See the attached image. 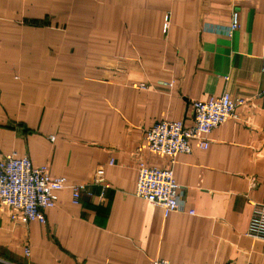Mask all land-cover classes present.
Here are the masks:
<instances>
[{"label":"crops","instance_id":"0c3cea01","mask_svg":"<svg viewBox=\"0 0 264 264\" xmlns=\"http://www.w3.org/2000/svg\"><path fill=\"white\" fill-rule=\"evenodd\" d=\"M263 58L264 0H0V156L68 184L45 223L0 210V264H264L246 233L264 202ZM223 92L247 102L206 148L171 164L144 146L155 122L188 126L193 101ZM141 161L172 167L182 210L134 195Z\"/></svg>","mask_w":264,"mask_h":264},{"label":"built area","instance_id":"2783aa9c","mask_svg":"<svg viewBox=\"0 0 264 264\" xmlns=\"http://www.w3.org/2000/svg\"><path fill=\"white\" fill-rule=\"evenodd\" d=\"M248 0H231L242 3ZM239 28L238 14L232 12V20L224 32L230 35ZM261 70L264 71V58ZM259 94H264L261 91ZM247 99L232 97L223 92L207 100H195L191 104L192 123L186 126L182 121L160 120L145 132L144 146L155 155L165 156L170 163L179 153L191 152L190 141L194 140L200 148L209 143V133L219 124L236 117L235 111L244 105ZM112 163V160L110 161ZM92 183L101 188L108 187L104 178V169L95 170ZM63 177L52 176L47 166L32 165L27 156L15 154L0 156V210L7 211L13 223L24 224L30 221L45 223L44 211L57 204V192L67 187ZM88 184H72L73 200L77 201L80 193L88 189ZM179 185L176 183L171 166H149L144 161L137 165V181L134 195L159 206L164 216L170 212L182 210L178 199ZM252 211L246 233L264 241V202H251ZM25 249V254H28ZM145 264H171L161 258L148 260Z\"/></svg>","mask_w":264,"mask_h":264}]
</instances>
